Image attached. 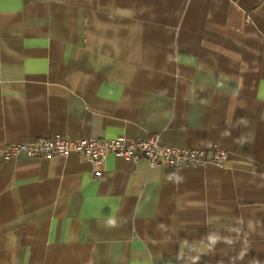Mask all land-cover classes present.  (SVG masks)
I'll use <instances>...</instances> for the list:
<instances>
[{"label":"crops","instance_id":"obj_1","mask_svg":"<svg viewBox=\"0 0 264 264\" xmlns=\"http://www.w3.org/2000/svg\"><path fill=\"white\" fill-rule=\"evenodd\" d=\"M151 134L228 157L1 154ZM0 264H264V0H0Z\"/></svg>","mask_w":264,"mask_h":264},{"label":"built area","instance_id":"obj_2","mask_svg":"<svg viewBox=\"0 0 264 264\" xmlns=\"http://www.w3.org/2000/svg\"><path fill=\"white\" fill-rule=\"evenodd\" d=\"M160 142L159 134L130 140L118 135L110 139H71L54 135L41 136L28 143L9 144L2 149L1 154L6 159L21 153L29 157L50 158L78 152L93 164H100L108 155H114L131 162L145 159L149 165H166L175 169L182 166H200L207 162L221 166L228 157L226 150L217 145L206 150L169 146Z\"/></svg>","mask_w":264,"mask_h":264}]
</instances>
